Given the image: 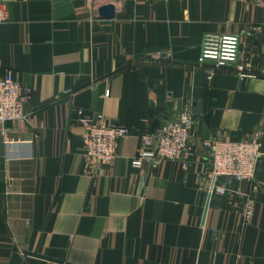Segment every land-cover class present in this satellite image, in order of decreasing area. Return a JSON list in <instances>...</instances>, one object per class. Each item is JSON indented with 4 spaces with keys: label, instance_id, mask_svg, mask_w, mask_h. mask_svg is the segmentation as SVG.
<instances>
[{
    "label": "crops",
    "instance_id": "1",
    "mask_svg": "<svg viewBox=\"0 0 264 264\" xmlns=\"http://www.w3.org/2000/svg\"><path fill=\"white\" fill-rule=\"evenodd\" d=\"M108 5L115 17L100 18ZM0 7L10 15L0 26V79L12 72L33 93L26 122L0 124V264H264V75L240 82L228 67L210 79L213 65L198 66L208 35L240 36L261 51L255 0ZM255 66L264 71V56ZM186 107L196 122L189 170L134 169L142 138ZM80 115L128 130L111 165L89 169ZM221 138H258L262 153L255 179L225 194L201 146Z\"/></svg>",
    "mask_w": 264,
    "mask_h": 264
},
{
    "label": "built area",
    "instance_id": "2",
    "mask_svg": "<svg viewBox=\"0 0 264 264\" xmlns=\"http://www.w3.org/2000/svg\"><path fill=\"white\" fill-rule=\"evenodd\" d=\"M103 0H86L90 7L97 8ZM255 4L264 9V0H255ZM9 12L0 7V26L8 23ZM263 36L260 52L251 49L240 36L205 37L198 66L207 63L213 65L210 79L215 71L231 67L240 82L256 79L258 73L255 63L264 56V24L259 28ZM32 91L23 89L16 81L14 74L8 72L0 79V124L27 121L26 104L32 99ZM79 125L84 129V158L92 170L94 166L111 165L117 158L118 142L128 138V130L123 127L111 128L103 117H79ZM195 120L189 107L184 108L177 119L164 125L155 135L142 138V145L137 156L132 160L134 169H141L144 163L160 164L174 162L189 170L193 149L190 145L191 133ZM201 146L209 151L211 175L214 179H222L224 188L217 192L226 193L227 187L235 182H251L255 179V171L262 156L261 143L258 138L252 141L234 142L229 138L207 140ZM254 215V204L249 201L244 209V221L250 223Z\"/></svg>",
    "mask_w": 264,
    "mask_h": 264
},
{
    "label": "water",
    "instance_id": "3",
    "mask_svg": "<svg viewBox=\"0 0 264 264\" xmlns=\"http://www.w3.org/2000/svg\"><path fill=\"white\" fill-rule=\"evenodd\" d=\"M115 15H116V8L113 5L104 6L99 10V16L102 19H112L115 17ZM33 256L40 257V255H37V254H35ZM41 258L56 262L54 259H50L47 257L41 256ZM57 262H59V261H57Z\"/></svg>",
    "mask_w": 264,
    "mask_h": 264
}]
</instances>
